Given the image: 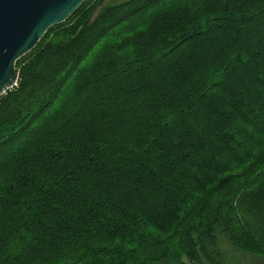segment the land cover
Instances as JSON below:
<instances>
[{
    "label": "trees",
    "instance_id": "trees-1",
    "mask_svg": "<svg viewBox=\"0 0 264 264\" xmlns=\"http://www.w3.org/2000/svg\"><path fill=\"white\" fill-rule=\"evenodd\" d=\"M0 96V264L264 257V0H85Z\"/></svg>",
    "mask_w": 264,
    "mask_h": 264
},
{
    "label": "water",
    "instance_id": "water-1",
    "mask_svg": "<svg viewBox=\"0 0 264 264\" xmlns=\"http://www.w3.org/2000/svg\"><path fill=\"white\" fill-rule=\"evenodd\" d=\"M85 0H0V96L18 85L17 59Z\"/></svg>",
    "mask_w": 264,
    "mask_h": 264
},
{
    "label": "rangeland",
    "instance_id": "rangeland-1",
    "mask_svg": "<svg viewBox=\"0 0 264 264\" xmlns=\"http://www.w3.org/2000/svg\"><path fill=\"white\" fill-rule=\"evenodd\" d=\"M119 0H105V2H113ZM219 248L223 254L225 264H264V257L253 254L234 247L226 238L225 234L220 233L218 237ZM82 264V263H78Z\"/></svg>",
    "mask_w": 264,
    "mask_h": 264
}]
</instances>
